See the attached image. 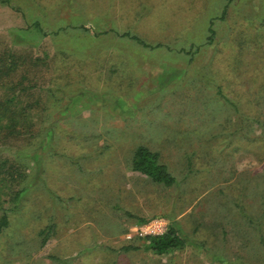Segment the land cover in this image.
<instances>
[{"label":"rangeland","instance_id":"374dc122","mask_svg":"<svg viewBox=\"0 0 264 264\" xmlns=\"http://www.w3.org/2000/svg\"><path fill=\"white\" fill-rule=\"evenodd\" d=\"M3 211L0 264H264V0L0 1Z\"/></svg>","mask_w":264,"mask_h":264},{"label":"trees","instance_id":"16d2710c","mask_svg":"<svg viewBox=\"0 0 264 264\" xmlns=\"http://www.w3.org/2000/svg\"><path fill=\"white\" fill-rule=\"evenodd\" d=\"M1 2H5V0H0ZM224 14V12H223ZM36 24V23H35ZM209 35L208 42L213 37V28L212 23L209 27ZM123 36H129L135 40H138L136 36H131L128 33H124ZM143 44V43H142ZM145 47H149L148 44H143ZM183 51V50H182ZM185 52V51H184ZM189 52V51H187ZM191 53V52H190ZM217 94H220V90H217ZM228 104L234 108L236 111V105L231 102L226 97H223ZM10 125H8L9 127ZM131 169L133 171L139 172L149 178L153 183L161 184L165 187H171L176 184V179L174 175L169 171L168 167L160 161V155L157 152L150 150L147 146L139 145L137 146L131 156ZM23 188L16 190L13 194V199H18L23 193ZM148 221V219L137 218V223L141 224ZM8 225V215L6 211H3L0 215V233L2 230ZM257 229H259V224L257 225ZM52 231V226H47L41 234L43 235V239L41 245L44 244L47 240V236L49 232ZM144 239V238H141ZM148 243L146 248L151 250L156 255H162L171 251L181 250L185 247V241L181 236L177 233V230L169 227L166 233L160 236H153L146 238ZM133 246H125L122 247V251H128L130 249H135Z\"/></svg>","mask_w":264,"mask_h":264},{"label":"built area","instance_id":"2783aa9c","mask_svg":"<svg viewBox=\"0 0 264 264\" xmlns=\"http://www.w3.org/2000/svg\"><path fill=\"white\" fill-rule=\"evenodd\" d=\"M167 230L168 226L164 220L154 218L133 227L128 233L127 238L133 236L146 239L148 237L163 235Z\"/></svg>","mask_w":264,"mask_h":264}]
</instances>
